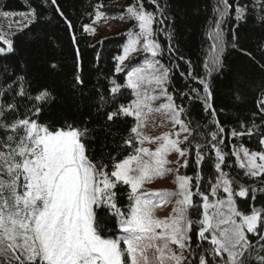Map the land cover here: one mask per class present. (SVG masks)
<instances>
[{"label": "snow or ice", "instance_id": "snow-or-ice-1", "mask_svg": "<svg viewBox=\"0 0 264 264\" xmlns=\"http://www.w3.org/2000/svg\"><path fill=\"white\" fill-rule=\"evenodd\" d=\"M50 2L67 20L57 0ZM148 2L155 6L154 11L146 10L143 0L126 8L128 19L134 22L133 29L128 31L122 54L115 57V73H126L125 82L112 80L108 90L112 101L122 89L130 90L133 97L127 105L119 104L107 112V122L129 117L136 121L131 135L120 145L121 150L131 149L123 159L110 156L111 166L103 160L94 163L86 154L83 141L88 129L71 124L54 129L34 119L53 97L46 89L35 96L28 94L23 77L17 78L21 83L12 100L0 103V129L11 133L7 143L0 142L6 149L0 151V264H264V207L241 211L236 199L246 200L251 192L255 201L257 191L264 193V188L246 186L239 173L231 175L223 170L233 165L227 162L228 153L221 147L226 146L222 135L226 129L214 107L208 79L223 67L222 25L233 5L229 0H219L215 27L210 26L208 32L211 45L204 63L206 76L200 77L191 69L180 71V77L187 76L198 85L180 92L174 88L173 78L180 67L177 61L184 57L178 56L173 45L165 49L158 40L161 31L172 39L171 31L160 27L169 17L159 0ZM234 10L238 22L246 20L251 11L264 23V0H253L251 10L235 3ZM24 15L21 31L37 20L34 9ZM104 15L97 11L93 22ZM68 26L71 29L70 22ZM84 31L95 30L84 25ZM237 40L234 28L233 48L237 47ZM0 42L6 45L0 46V55L14 52L12 40L0 35ZM166 51L169 64L162 62ZM135 53L144 54L139 62ZM76 83H84L79 75ZM12 89L13 84L0 87V97ZM177 94L181 100L200 101L209 114L208 125L193 126L188 110L182 103L177 104ZM16 96L34 101L31 108H26L24 118H19ZM161 99L164 103L154 108L153 103ZM108 103L101 94L100 107ZM259 107L264 113V101ZM13 111L17 118L8 122L7 114ZM153 111L171 123L169 131L155 136L143 132L145 118ZM260 120L264 121V115ZM209 125L215 129L205 135L201 129ZM230 135L240 139L256 135L264 148V124L253 121L249 126L241 122ZM207 136L211 139L207 140ZM193 144L197 168L194 176L181 175L178 168L168 167V156L175 153L185 158L181 166L187 168ZM208 145L215 153L217 175L214 183L209 180L205 186L201 166L208 155ZM231 156L235 157V167L243 170V177L264 182V150L249 151L241 144L233 147ZM169 174H174L175 191H143L145 183ZM119 186L128 189V203L123 208L118 204ZM173 201L169 216L160 219L154 215L156 208ZM97 209H106L115 217L117 231L112 235L100 230ZM193 211L197 219L192 218Z\"/></svg>", "mask_w": 264, "mask_h": 264}, {"label": "trees", "instance_id": "trees-1", "mask_svg": "<svg viewBox=\"0 0 264 264\" xmlns=\"http://www.w3.org/2000/svg\"><path fill=\"white\" fill-rule=\"evenodd\" d=\"M118 2L129 6L136 3V0H57L64 17L67 18L65 20L58 14L56 6L51 4L50 0H0L1 14H26L34 9L37 15L35 23L23 31L20 30L21 26L8 36V39L13 41L14 52L0 55V87L13 84L12 91L0 97V103H6L15 96L21 83L18 77L24 78V88L32 96L46 89L53 99L42 106L38 118H33L54 129L66 128L69 124L81 130L88 129L87 135L83 137L87 146L86 154L94 163L103 160L109 166L110 156L123 159L131 151L127 148L121 150L120 145L123 139L131 135L130 129L134 125V118L107 122V112L115 110L119 104L127 105L133 98L130 90L122 89L116 100L112 101L108 90L112 80L119 84L125 82L126 73H115V57L121 52L134 22L112 33L96 36L85 32L84 25L92 21L98 8L109 7ZM143 3L146 10H155V6L149 4L148 0H143ZM159 3L166 9L169 17L168 22L160 27L171 31L172 39L169 40L166 32L161 31L158 40L165 49L169 44L173 45L178 56L184 57L183 61H177L180 67L173 78V85L180 92H188L190 88L198 85L187 76L180 77L179 72L191 69L200 77L206 76L204 63L211 45L208 32L210 26L215 27L218 18L215 9L220 6L219 0H159ZM229 3L233 7L229 9V16L222 25L225 42V50L221 57L223 67L218 73L208 77L214 107L219 113L218 118L222 126L226 129L222 134L226 146L221 147L228 153L227 162L233 165L232 168L223 170L231 175L239 173L242 177L241 183L261 189L264 188V182L243 177V170L235 167V157L231 156L237 142L251 149H260L259 137L244 136L240 139L231 137L230 134L234 128H239L241 122L249 126L253 121L264 124V121L260 120L264 113L260 112L259 107L264 95V23H261L251 11L246 20L239 22L235 20V3L247 5L251 10L253 0H229ZM68 22L72 25L71 29ZM237 24L239 27H235ZM234 28L238 36L235 48L232 47ZM162 62L169 64L167 51ZM77 75L84 81L82 86L76 83ZM171 90L173 89L170 88ZM101 94L109 100L103 108L99 104ZM15 102L19 105V118H24L26 108H31L34 103L29 101L27 96L23 98L16 96ZM176 102L182 103L188 110L193 126L197 123L208 125L210 117L204 112L200 101H189L187 98L181 100L177 94ZM6 118L11 122L17 118V114L15 111L10 112ZM214 129V125H209L201 131L206 135ZM9 134L11 133L0 129V142L7 143ZM210 139L211 137L207 136V140ZM198 140L204 142L200 137ZM210 149L211 146L208 145L205 150L208 155L201 166L205 186H208L209 180L213 182L217 175L214 168L215 153ZM0 150H6L2 143ZM190 150L192 155L189 158V166L180 167V171L194 176L197 171L195 144ZM127 191V186L118 188V204L121 208L128 203ZM236 199L241 211H250L252 206L264 207V193L260 191H257L255 201L251 199V192L246 200L239 197ZM96 212L102 233L112 235L117 231L115 217L106 209H97ZM192 218H198L195 211L192 212Z\"/></svg>", "mask_w": 264, "mask_h": 264}, {"label": "rangeland", "instance_id": "rangeland-1", "mask_svg": "<svg viewBox=\"0 0 264 264\" xmlns=\"http://www.w3.org/2000/svg\"><path fill=\"white\" fill-rule=\"evenodd\" d=\"M127 7L128 6L124 5L123 3L118 2L109 7L98 8L96 12L100 11L104 13L105 15L100 20H97L95 23L93 22L95 18V15H94L92 21L88 24V26L93 28L95 31L89 32V33L94 36L100 35V34H107V33H112L113 31H116L117 29H121L129 25V23H131L132 21H130L127 17V12H126ZM121 16H123V19H121ZM17 21H20V23H17ZM24 21H25L24 14H19V15L8 14L7 16H5L4 13L2 14L0 13V35L6 36L8 38L10 33H12L13 31L20 28L23 25ZM0 46L6 47V45H2V44H0ZM123 46H122V49H123ZM122 49L118 55L122 54ZM133 55L137 58V62H139V60L143 57L144 54L135 53ZM127 63L128 61H125V64ZM262 101H264V95L261 98L260 102ZM161 103H164L163 99L155 101L153 103V107L154 108L158 107L159 104ZM135 123L136 121L134 119V124ZM162 123H163V126H161ZM171 128H172L171 123L165 122L164 117L160 113L153 111L152 113H149L145 118V127L143 128V132L146 135L155 136V135L161 134L162 132L169 131ZM183 135L184 134L182 133L181 139L183 138ZM241 144H242L241 142H237L234 146L238 148ZM145 146H148L153 149L155 147V145H145ZM243 146L247 147L244 144ZM247 148L249 149V151L264 150L262 146L260 149H251L249 147ZM0 151H6V150H0ZM168 159L171 162L168 165V167L173 168V169L178 168L179 173L181 175H188L180 171V167H182L181 165H183L185 158H181L178 156V154L172 153L168 156ZM174 178H175L174 174H169L162 179H156L152 181L151 183H145L143 187V191H152V190L175 191L176 184L173 182ZM214 182H215V179L213 180V183ZM173 204H174V201L171 203H167L163 205L162 207L156 208L154 210V215L160 219L166 218L172 212Z\"/></svg>", "mask_w": 264, "mask_h": 264}]
</instances>
